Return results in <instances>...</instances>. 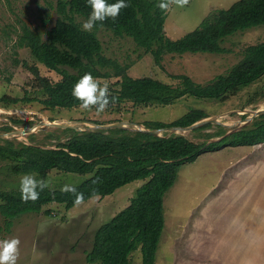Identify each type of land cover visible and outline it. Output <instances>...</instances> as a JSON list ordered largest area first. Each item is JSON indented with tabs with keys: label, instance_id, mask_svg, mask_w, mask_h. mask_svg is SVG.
Wrapping results in <instances>:
<instances>
[{
	"label": "rangeland",
	"instance_id": "374dc122",
	"mask_svg": "<svg viewBox=\"0 0 264 264\" xmlns=\"http://www.w3.org/2000/svg\"><path fill=\"white\" fill-rule=\"evenodd\" d=\"M236 1L189 0L184 7L171 5L165 22L166 35L179 39L197 28L210 12L229 8ZM56 5L57 0H0V96L8 94L22 98L27 89L28 96L35 98L15 105L0 103L1 133H7L2 129L7 124L13 126L12 131L26 130L45 119L76 121L75 126L82 128L87 127L86 122L168 123L194 108L205 110L209 117H218L230 125L224 126L229 131L231 125L239 124L249 111L264 108L263 75L225 101L186 95L169 105L146 107L123 102L118 109H105L99 113L95 108L46 109L39 99L44 94L30 85L34 75L23 62L36 64L40 73L50 80L57 81L61 76L35 61L28 48L18 45V36L24 26H29L45 38L46 31L58 16ZM76 20L81 24L86 21L80 15H76ZM97 34L103 44V54L127 66L133 77L151 76L177 86L181 80L176 76L186 74L205 85L238 63L247 45L264 40V25L227 37L223 42L227 48L225 53L166 54L161 65H157L154 56L128 35L118 36L106 28L97 30ZM98 79L107 82L109 88L114 87L116 81L114 77ZM11 117L25 122L14 125ZM62 129L41 126L33 133L13 139L15 144L27 143L30 142L28 136L33 134L34 144L55 145L56 140L47 136L61 134V140H65L71 132ZM216 130L217 126L213 124L205 131L178 133L204 142L207 138L203 134ZM166 133L169 135L163 130L161 135ZM20 176L10 171L8 162L0 160V190L19 189ZM90 176V173L52 170L46 181L50 188L61 189L65 184L78 185ZM146 181H132L110 195L100 196L99 200L90 198L83 205L70 209L63 203H49L41 212L16 218L11 231L3 232L1 239L19 238L17 264H97L85 260L95 232L126 208ZM164 208L165 228L156 264H264V143L223 146L218 151H205L194 162L185 163L175 184L165 195ZM3 223L4 218L0 215V224ZM131 264H143L140 249L133 252Z\"/></svg>",
	"mask_w": 264,
	"mask_h": 264
},
{
	"label": "trees",
	"instance_id": "16d2710c",
	"mask_svg": "<svg viewBox=\"0 0 264 264\" xmlns=\"http://www.w3.org/2000/svg\"><path fill=\"white\" fill-rule=\"evenodd\" d=\"M115 2L108 0V3ZM125 3L128 7L122 8L115 20L97 22L91 32L82 30V24L76 20V15L87 20L91 8L86 0H57L58 16L45 38L38 30L24 26L18 45L28 48L35 61L61 76L57 81L50 80L40 73L36 64L23 62L34 75L30 85L44 94L39 99L46 109L79 107L80 102L72 96L71 90L85 72H91L95 78H116L114 87L109 88L116 99L106 108L108 110L120 108L123 102L146 107L169 105L186 95L225 101L264 75V40L247 45L242 59L209 83L202 85L189 75L181 74L176 76L180 84L174 86L151 76H131L127 66L103 54V44L97 34V30L106 28L118 36L132 37L138 46L154 56L157 65L162 64L166 54L225 53L227 48L223 42L227 37L264 25V0H238L229 8L214 10L197 28L176 40L166 35L168 10L162 12L156 6L159 0H125ZM25 91L22 98L3 94L0 103L15 105L35 99L28 96L27 89ZM207 117L205 110L194 108L174 122L146 121L143 124L150 129L188 126ZM11 121L14 125L25 122L17 117H11ZM216 126V131L203 134L207 138L204 142L179 133L155 136L125 128L89 132L63 128L62 131L71 135L61 140V134H48L49 139L56 140L55 145L50 146L34 144L33 134L28 136L31 144L24 141L15 144L14 139L0 138V160L8 162L14 174L32 173L38 179L46 180L52 170L90 173L89 178L74 185L84 193L85 201L91 198L93 188L98 189L100 196H106L132 181L147 179L130 204L97 229L85 260L97 264H131L133 252L140 249L143 264H156L165 228L164 198L175 184L181 167L194 162L205 151H218L227 145L264 143V114L228 135H225L226 127ZM212 127L213 124L208 123L195 131ZM2 129L14 130L8 124ZM220 136L224 137L210 140ZM97 178L99 182L93 184ZM73 200L71 193L50 187L41 192L35 202H24L19 189L0 190V215L4 218V223L0 224V239L23 214L41 212L52 202L63 203L70 209L74 206Z\"/></svg>",
	"mask_w": 264,
	"mask_h": 264
},
{
	"label": "clouds",
	"instance_id": "9594fccd",
	"mask_svg": "<svg viewBox=\"0 0 264 264\" xmlns=\"http://www.w3.org/2000/svg\"><path fill=\"white\" fill-rule=\"evenodd\" d=\"M91 11L86 21L82 24V30L91 32L97 22H103L108 18L115 20L122 8L128 7L125 0H116L115 3H108V0H86ZM189 0H159L156 5L162 12H166L171 5L184 7ZM72 96L80 102L81 110H91L103 112L110 103L115 102V97L111 95L109 84L101 82L98 78L93 77L91 72H85L73 85L71 90ZM99 179L93 181L97 184ZM49 188V182L45 179H38L35 174L23 173L19 178L20 198L24 202L39 199L41 192ZM61 191L71 193L74 197V206H80L85 203L84 193L78 191L77 187L71 184H65ZM91 198L100 199L98 189L91 190ZM20 240L17 237L0 239V264H17L19 256Z\"/></svg>",
	"mask_w": 264,
	"mask_h": 264
},
{
	"label": "water",
	"instance_id": "95a60500",
	"mask_svg": "<svg viewBox=\"0 0 264 264\" xmlns=\"http://www.w3.org/2000/svg\"><path fill=\"white\" fill-rule=\"evenodd\" d=\"M249 112H250V114L247 115L244 118V120H241V122H239V124L231 125L230 130L225 135H228V134H231L232 132L238 131L242 127L251 123L255 117L264 114V108H259L257 110H251ZM75 122L76 121H52V120L50 121L48 119H45V120L40 121L35 126L27 128L26 130L11 131V132H7V133H1L0 132V138H2V139H13V138L18 139V138H21L23 134L33 133L39 127L47 126V125H51V126L59 127V128H73V129L78 130V131L88 130V132H89V130H98V129L104 130V129H111V128H125V129L132 130V131L147 132V133H150V134L155 135V136H162L161 132L163 130L168 131L169 134L178 133L180 131H192V130H195L199 127H202L208 123H212V124H216V125H223V126H230V125L220 121L218 117H207V118L199 120V121H197L191 125H188V126H171V127L156 128V129H150V128H147L146 126H144L140 123H134V122H129V121H116V122H112L109 124H98L96 122H91V123L86 122V124L88 126L85 128L76 127ZM223 137L224 136H220V137H217L215 139L212 138L210 140L211 141L221 140ZM27 143L31 144V142H27Z\"/></svg>",
	"mask_w": 264,
	"mask_h": 264
},
{
	"label": "bare ground",
	"instance_id": "6f19581e",
	"mask_svg": "<svg viewBox=\"0 0 264 264\" xmlns=\"http://www.w3.org/2000/svg\"><path fill=\"white\" fill-rule=\"evenodd\" d=\"M264 103V102H263ZM261 108V107H260ZM221 121V120H220ZM232 121V120H231ZM76 125V124H75ZM78 125V124H77ZM88 126V125H87Z\"/></svg>",
	"mask_w": 264,
	"mask_h": 264
}]
</instances>
